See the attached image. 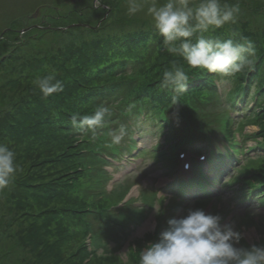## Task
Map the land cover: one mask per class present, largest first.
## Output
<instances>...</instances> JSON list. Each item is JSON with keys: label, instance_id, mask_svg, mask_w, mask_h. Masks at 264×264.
Returning <instances> with one entry per match:
<instances>
[{"label": "trees", "instance_id": "16d2710c", "mask_svg": "<svg viewBox=\"0 0 264 264\" xmlns=\"http://www.w3.org/2000/svg\"><path fill=\"white\" fill-rule=\"evenodd\" d=\"M121 1L125 0L100 1L110 12L97 29H57L83 18L92 19L86 22L95 25L98 21L92 23L94 19L82 11L92 4L60 14L57 7L52 10L42 3L36 5L42 6L36 20H30L23 10L13 17L5 11L1 18L8 27L0 38V143L16 152L19 171L14 182L0 190V264H98L101 257L116 259L124 244V258L138 264L140 249L154 242L150 232L128 241L131 233L127 231L128 224L138 226L146 219L150 197L142 194L146 205L141 208L113 210L116 214L107 211L123 197L128 185L106 191L110 176L101 167L97 146L82 130L72 127L73 113L90 114L107 101L113 105L110 122H125L128 135L129 126L154 121L161 134L168 131V141L174 136L187 144L196 141L197 132L186 125L184 117H211L209 106L216 110L215 123L225 129L224 119L230 121L217 107L224 103L232 108L238 99L246 106L255 96L251 116L241 117L246 120H239L238 128L251 117L264 121V0H222L239 3L237 23L205 34L221 40H238L242 35L255 46V55L241 73L222 78L229 84L226 99L214 83L218 76L199 69L186 68V92L162 90L163 71L179 57L166 51L146 15L135 18L125 11L124 24L128 26L115 24L121 21L113 22L122 12ZM90 10L91 16L104 15L102 7ZM31 25L36 27L20 34ZM53 70L64 89L44 98L33 80ZM141 115L144 121L139 119ZM110 130L108 125L104 132ZM260 131L263 142L258 149L264 156L263 123ZM106 139L103 136L104 145ZM132 147L129 142L125 149ZM163 152L156 150L160 157L168 158ZM259 171L239 172L243 177L251 174L250 179L235 176L228 184L241 183L239 198L259 195L264 204V173ZM87 236L91 249L85 243ZM241 244L249 245L244 239ZM256 244H264V239Z\"/></svg>", "mask_w": 264, "mask_h": 264}, {"label": "clouds", "instance_id": "9594fccd", "mask_svg": "<svg viewBox=\"0 0 264 264\" xmlns=\"http://www.w3.org/2000/svg\"><path fill=\"white\" fill-rule=\"evenodd\" d=\"M239 3L222 0H126V14L143 13L150 18L152 27L166 51L179 57L162 73L160 88L175 93L187 90L189 75L186 68L205 70L221 78H235L255 55L253 42L239 35L217 39L205 35L225 24H236L240 16ZM238 35V34H233ZM35 89L44 98L61 93L63 82L55 71L36 76ZM221 98L226 99L225 90ZM131 108V106H130ZM113 116V105L107 101L98 104L90 114L71 115L73 128L82 130L90 141L107 137L105 146L120 145L127 133L125 125L104 132ZM19 171L16 152L6 143H0V190L14 182ZM259 207L252 214H259ZM158 213L160 212L157 211ZM219 213L203 208L189 207L183 214L171 217L155 242L140 249L138 264H264V244H241L242 233L234 221L223 222Z\"/></svg>", "mask_w": 264, "mask_h": 264}, {"label": "rangeland", "instance_id": "374dc122", "mask_svg": "<svg viewBox=\"0 0 264 264\" xmlns=\"http://www.w3.org/2000/svg\"><path fill=\"white\" fill-rule=\"evenodd\" d=\"M261 1V0H260ZM117 2V1H115ZM124 4L121 5L122 12H118L114 17L113 22H115L116 19H120L121 21L118 23L115 22V24H118L119 26L121 25V27L124 26H128V24H124V16H126L124 13L126 11V0L125 1H121ZM158 2H162V0H158ZM193 2L195 3L196 0H193ZM42 3H45L46 5L44 6H48L49 8H51L53 10L54 7H57L59 10L57 12L61 13H66L67 10H75L76 12L78 11L79 8H84L87 7L89 4H92V6H99L98 1L96 0H0V34L6 30V28L8 27L7 23L4 24L5 22L1 21V18L4 14L5 11H7L9 14H11L10 16H17L22 14L21 12L18 13L19 10H23V13H28L26 15H31L33 14V11L36 7L37 4L42 5ZM67 5H70L69 8H67ZM87 7L84 8V10H82L86 16H90L94 19L93 22L98 21L101 19H98V17H102L101 14L98 17H94L91 16V10L90 8L92 7ZM61 7L65 8L66 10H62L61 11ZM34 8V9H33ZM32 12H29L31 11ZM40 14L42 12V8L39 10ZM103 13H105V11L103 10ZM114 15V14H113ZM143 13H139L137 15H135V18L143 16ZM109 16V15H107ZM11 18V17H10ZM111 18V17H110ZM109 17L106 20L110 19ZM92 19L90 18H86L85 20H83L85 23L86 21H90ZM97 22V23H98ZM81 25H83L84 23L82 22V20H80L79 22ZM96 23V24H97ZM148 23L151 24V21H149ZM95 24V25H96ZM113 24V23H112ZM94 26V24L92 25ZM76 31V30H75ZM78 33V31H76ZM86 33V32H84ZM79 34V33H78ZM229 84L228 82H225L222 78H220L219 84H218V90L219 93H221V90H226L228 88ZM214 106H217V104H215ZM237 106V105H236ZM219 109V111L221 113H224L225 110L223 106H219L217 107ZM211 111V112H210ZM207 111V114L210 113H216L215 108L213 107V110ZM236 115L238 114L237 112H235ZM235 113L231 112V117L233 118L235 116ZM227 114V112H226ZM200 118H202V116H200ZM234 119V118H233ZM204 120V119H203ZM237 120V119H234ZM225 121V126L227 124L226 120ZM149 122V121H148ZM261 123H263L264 126V121L261 122L259 120V117L254 118L251 117L250 121L248 120L247 123L242 127V128H236L234 125H232L231 127V131L228 133L226 130L224 131V134L228 137V139H231L230 143L233 144L236 143V137L239 136L240 138H244L246 140V148H244L243 150H247L248 148L253 149V147H255L256 145H259L261 142H263V137L261 135V131H260V127H261ZM150 124H152L150 122ZM215 125H217L214 122ZM149 125V124H147ZM148 130H150V132L152 131V129L147 128ZM141 132H143V130H141ZM152 134V133H150ZM232 135L234 137H232ZM242 137H241V136ZM136 136V134H135ZM258 138V139H256ZM136 147L139 149H149L151 146L155 145L157 142H162L163 138L161 136L158 135H152V136H147V135H140V138L137 140V136H136ZM255 140V141H254ZM257 140V141H256ZM243 142V139L242 141ZM235 148V147H234ZM150 157L152 156L153 152L152 149H150ZM257 152H250L249 156H252V159L248 161V163H242L244 155L242 154H238L237 157L234 158V165L237 166V170L236 175L241 177L242 179H250V175H246V176H242L239 175L241 172H258L261 168L262 171L259 172H263L264 173V156L263 153L260 154H256ZM133 154V153H132ZM147 155V154H146ZM136 157V156H135ZM240 159H242V161H240ZM142 162V164H140ZM115 167L113 168V174L111 176V178H113V181H119L120 183L115 184L113 186L116 187L118 185H126V184H135L133 187H129V195L130 196H135L137 194V190H139V188H143V190L145 189H155L156 191L159 190L158 194L160 195H164L162 193V191H160V188L162 187V182L165 180V178L168 176V174H166V171L164 169V167L159 166V164H154L150 158L145 159V160H140L139 158H136L134 161H131L129 158L127 159H123L121 161H119L118 163L114 164ZM110 169V168H109ZM241 170V171H240ZM240 172V173H239ZM128 178V179H127ZM126 179V180H125ZM227 177L223 179L224 182H226ZM116 183V182H114ZM111 184V183H110ZM160 186V188H159ZM216 186V185H215ZM248 186V185H246ZM145 188V189H144ZM238 188H241V183H234L232 185H230L229 189H223V188H214L213 190H220V195L218 196V198L210 203V211H212L213 213H223L224 215H227L224 218L223 222H228V221H234L235 222V227L241 231L242 235H243V239L250 243H252L253 241H257L261 239H263L264 237V208L259 207V203L255 200H251L250 202H248L247 206H244L245 204H237L236 199L233 198V195H237L238 193L236 192V190ZM110 189V186H106V191H108ZM217 190V191H218ZM235 190V191H234ZM110 191V190H109ZM215 198V197H214ZM171 199V198H170ZM163 200V199H162ZM167 200V199H166ZM165 202H168L165 201ZM170 202H173L174 207H168L166 209H163V211L161 212V214H159V216H161L164 220H165V224L164 222H162V224L158 227H166V222L169 218L171 217H177L181 214H183L184 210L186 208L189 207H198V208H202L203 205H205L207 203V201H194L193 199H189L186 198L185 202H177L175 198H172ZM157 207V206H155ZM259 207V214L258 215H253L252 211L254 208ZM161 209V208H160ZM206 209V208H205ZM218 209V210H217ZM162 210V209H161ZM207 211V209H206ZM156 213V210L153 209L152 211H150V209L148 210V217L144 220L141 221L139 223V225L135 228V230L129 235L128 237V241H131L133 238H142V236L144 234H147L149 232H152L154 230V224L155 222H160L158 215L154 216ZM156 217V218H155ZM245 221V222H243ZM243 222V223H242ZM159 235V234H158ZM158 235L157 237H155L154 234V242L158 239ZM87 241V242H86ZM85 243L89 244L90 239L86 238ZM127 252V247L124 244L120 250V252L118 253V255L116 256V259H113V261H110L108 259H106L105 257H101L99 258L98 264H130V262H128V258H124ZM119 256V258H118ZM121 260V261H120ZM131 262H133L134 259L130 258ZM113 262V263H112Z\"/></svg>", "mask_w": 264, "mask_h": 264}, {"label": "water", "instance_id": "95a60500", "mask_svg": "<svg viewBox=\"0 0 264 264\" xmlns=\"http://www.w3.org/2000/svg\"><path fill=\"white\" fill-rule=\"evenodd\" d=\"M37 13H38V10H36L35 14H33L31 17H36Z\"/></svg>", "mask_w": 264, "mask_h": 264}, {"label": "bare ground", "instance_id": "6f19581e", "mask_svg": "<svg viewBox=\"0 0 264 264\" xmlns=\"http://www.w3.org/2000/svg\"><path fill=\"white\" fill-rule=\"evenodd\" d=\"M177 192H180V191H177Z\"/></svg>", "mask_w": 264, "mask_h": 264}]
</instances>
